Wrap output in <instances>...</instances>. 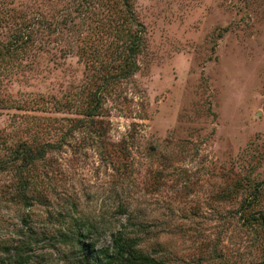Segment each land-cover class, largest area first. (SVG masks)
<instances>
[{
    "label": "rangeland",
    "instance_id": "374dc122",
    "mask_svg": "<svg viewBox=\"0 0 264 264\" xmlns=\"http://www.w3.org/2000/svg\"><path fill=\"white\" fill-rule=\"evenodd\" d=\"M123 2L0 0V264H73L74 217L98 248L264 264V0Z\"/></svg>",
    "mask_w": 264,
    "mask_h": 264
},
{
    "label": "trees",
    "instance_id": "16d2710c",
    "mask_svg": "<svg viewBox=\"0 0 264 264\" xmlns=\"http://www.w3.org/2000/svg\"><path fill=\"white\" fill-rule=\"evenodd\" d=\"M123 1L130 14V18H133L131 15L129 0ZM137 46V39L133 38L129 45V49L136 51ZM129 55H131V53H129ZM93 100L97 101V103L93 105L86 114V117L90 119L89 122L91 124L95 123L96 120L94 117L99 115L98 109L100 107L99 99L96 96L93 97ZM83 119L84 118H78L76 125L83 121L85 122ZM31 150L32 149L28 146L22 147L20 150H17L13 160L22 161L24 163L23 166L28 167L33 164L35 158L39 159L46 155L44 148L39 150L36 154H34ZM23 180L25 187L22 184V189H25L27 187L26 183L28 182V179ZM74 225L75 226L71 227L69 230V233L66 232L61 234V240L64 239V241L70 246V259H73V264H165L163 260L151 257L150 255L137 249L136 240L127 237L121 232H118L113 236L111 245L98 248L94 243L89 242L88 236L90 234L85 231L86 226L88 227L86 222L74 217ZM29 234L34 235L36 233L31 231ZM36 236L37 235L31 236V238L37 239ZM27 248L28 243L24 242L14 247L15 264H28L30 262L31 256L27 254ZM7 254L11 257V248L7 249Z\"/></svg>",
    "mask_w": 264,
    "mask_h": 264
}]
</instances>
